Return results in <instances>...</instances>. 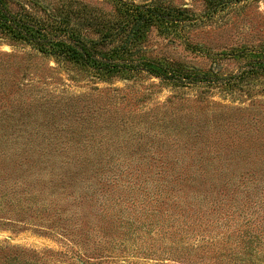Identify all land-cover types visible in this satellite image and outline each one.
Masks as SVG:
<instances>
[{
	"label": "trees",
	"instance_id": "1",
	"mask_svg": "<svg viewBox=\"0 0 264 264\" xmlns=\"http://www.w3.org/2000/svg\"><path fill=\"white\" fill-rule=\"evenodd\" d=\"M60 1L52 7L40 0H0V40L28 45L37 55L52 58L66 70L71 67L87 73L93 82L146 77L157 79L159 85L195 87L203 92L229 85L237 78L222 75L216 67L200 71L148 55L145 39L149 29L171 32L179 28L189 19L185 8L164 0L141 4L110 0L113 10L106 13L77 0ZM205 1L209 6L219 2ZM249 67V75H264V58ZM6 106L11 105H0L3 224L15 222L66 235L67 240L78 242L75 255H79L85 252L84 244L92 232L103 231L105 218L113 217L104 202L99 210L93 207L105 196V187L136 188L141 191L137 198H124L129 204L119 198L114 209L117 217L113 222H119L117 227L123 236L119 242L126 249L156 256L160 252L153 242L157 241L165 245L162 250L168 256L197 259L201 264L204 253L224 236V242L233 243L226 248L231 257L264 264V155L256 160V155H248L246 170L228 169L227 158L220 162L207 154V142L201 155L189 150L179 153L185 148L178 147L175 136L165 140L162 133H156L149 141L161 144L165 154L138 158L121 153L122 148L131 145L114 144L110 137L119 132L106 121H88L87 114L79 111L78 119L69 121L77 116L74 109L66 114V121H15L11 117L23 113V101L12 106L18 107L15 110H7ZM38 106L33 107L31 115L39 118L44 115L42 106ZM191 132L204 131L195 128ZM217 161L223 168H211ZM147 162L157 171L143 167ZM136 165L142 168L136 170ZM161 166L168 168L157 169ZM148 195L154 202L166 199L162 201L169 207L165 221L152 222L151 213L153 217L159 215L146 208ZM91 208L96 218L89 214ZM236 216L239 219L235 220ZM232 223L234 226L228 229ZM240 226L242 231L234 234L233 229L239 230ZM150 232L154 237L145 235ZM195 236L198 239L192 241ZM149 246L153 247L148 250ZM4 250L9 249L0 247V253ZM108 251L105 256H110L113 263L114 255ZM15 253L4 254L0 264H37L33 257H23L24 250L15 248ZM212 254L218 255L212 251L208 256L213 258Z\"/></svg>",
	"mask_w": 264,
	"mask_h": 264
},
{
	"label": "rangeland",
	"instance_id": "2",
	"mask_svg": "<svg viewBox=\"0 0 264 264\" xmlns=\"http://www.w3.org/2000/svg\"><path fill=\"white\" fill-rule=\"evenodd\" d=\"M40 1L52 7L61 4L60 0ZM77 1L106 13L113 10L110 0ZM128 1L141 4L150 0ZM164 2L187 9L189 19L171 32L149 29L145 39L148 55L200 71L216 67L224 76L236 75L231 84L201 92L195 87L177 89L163 83L159 85L157 79L146 77L93 82L87 73L71 67L66 70L52 58L37 55L28 45L0 40V105H11L6 109L15 110L18 107L12 106L23 101L25 106L20 108L23 113L11 117L15 121H66V114L73 109L77 116L69 121L78 119V111L87 114L88 121H106L119 132L110 137L114 144L121 142L118 145L122 146V142H127L131 145L122 148L121 153L138 158L165 154L166 149L161 148V144L156 149L155 142L149 141L156 133H162L165 140L175 136L178 147L185 148L179 153L189 150L201 155L202 146L207 142V154L214 160L219 158L221 162L227 158L230 161L228 169L246 170L248 155H256L254 160L264 155V75L248 73L249 65L264 58V0H219L211 6L205 0ZM38 105L42 106L44 115L39 118L31 115L33 107L40 108ZM195 128L204 132L194 134L191 131ZM196 141L200 144L195 145ZM214 143L217 146L214 147ZM150 165L151 162H147L143 167L149 170ZM135 168L139 170L142 166ZM158 168L167 170L168 167ZM211 168L223 167L217 161ZM152 176L157 178L156 174ZM140 192L136 188L105 187L102 194L106 201L102 199L93 207L99 210L100 203L104 202V207L114 213L113 217L105 218L103 231L92 232L84 244L85 252L79 255H75V243L78 242L67 240L66 235H53L45 228L15 222L5 225L0 221V247L9 249L1 252L0 257L17 254L15 248H18L26 252L24 258L33 257L32 261L37 264H199L197 259L168 256L162 250L165 245L157 241L153 242L154 249L160 252L156 256H146L131 247L126 249L119 242L123 236L121 228L117 227L119 222H113L117 217L115 203L121 198L129 204L124 198H137L136 194ZM150 200L149 195L145 197L146 208L159 215L153 217L151 213L152 222L156 219L165 221L169 207L162 201L166 199ZM91 209L89 214L96 218L95 210ZM237 219L239 216L235 217ZM233 226L234 223L228 229ZM242 229L241 226L239 230L234 228V234H239ZM145 235L154 237L153 232ZM83 236L81 233L80 237ZM224 239L221 237L204 253L201 264H255L231 257L226 248L233 243L224 242ZM108 249L114 255L113 263L110 256H105L109 254ZM212 251L218 255L212 254L213 258H210L208 255Z\"/></svg>",
	"mask_w": 264,
	"mask_h": 264
}]
</instances>
